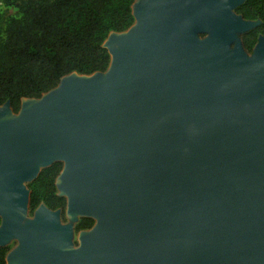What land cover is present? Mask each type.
<instances>
[{"label": "water", "instance_id": "95a60500", "mask_svg": "<svg viewBox=\"0 0 264 264\" xmlns=\"http://www.w3.org/2000/svg\"><path fill=\"white\" fill-rule=\"evenodd\" d=\"M245 1L137 0L105 73L0 108V246L22 244L6 264H264V36L249 57ZM56 163L68 216L98 221L76 251L44 204L22 228L23 184Z\"/></svg>", "mask_w": 264, "mask_h": 264}, {"label": "trees", "instance_id": "16d2710c", "mask_svg": "<svg viewBox=\"0 0 264 264\" xmlns=\"http://www.w3.org/2000/svg\"><path fill=\"white\" fill-rule=\"evenodd\" d=\"M137 0H7L21 18L9 21L5 32L0 17V108L11 103L18 113L23 99H40L72 74L105 73L111 56L104 47L113 33H125L135 24L132 6ZM236 13L260 26L243 35L244 50L252 54L264 36V0H246ZM64 169L56 163L29 183L30 210L42 204L65 212L68 201L59 195L56 182ZM95 221L82 218L76 231H90ZM9 253L0 248V264Z\"/></svg>", "mask_w": 264, "mask_h": 264}, {"label": "rangeland", "instance_id": "374dc122", "mask_svg": "<svg viewBox=\"0 0 264 264\" xmlns=\"http://www.w3.org/2000/svg\"><path fill=\"white\" fill-rule=\"evenodd\" d=\"M6 1L7 0H0L1 28H2L3 32H5L7 24L9 23V21L11 19L21 18V14L19 12V9L14 7V6H7L6 5ZM24 1H28V0H24ZM242 36L243 35H239L237 37H238L239 40H241ZM206 38H207V36H200V39H202V40H205ZM235 44H236V42L231 46L230 53L233 52V50L235 48ZM247 55L250 57L251 54L247 53ZM42 170H43V168L41 167L39 169V171L41 172ZM28 184H29L28 182H25L23 184V186L27 189ZM78 198H81V197L78 196ZM59 213H60V216H59V227L60 228H70L71 229L72 235H71V238H70V243L72 245V249L74 251H76L81 246V243H80L81 237L83 235L90 234L91 231H81V232L76 231V227L79 224V222L82 219V217L78 216L75 220L71 219L68 216V208L66 209L65 212H61L60 211ZM36 214H37V211H35V212L31 211L30 210V206L28 204L27 210H26V213H25V217H24L23 222H22V228L27 227L28 224H34L35 221H36ZM94 221H95V226H96L98 221L95 220V219H94ZM2 222H3V218L0 215V227L2 225ZM21 247H22V244L19 241V239H17V238H13L12 240H10V242H8L3 247L0 246V248H7L9 250L7 258H8V256L10 254L20 250ZM7 258H6V261H7Z\"/></svg>", "mask_w": 264, "mask_h": 264}]
</instances>
